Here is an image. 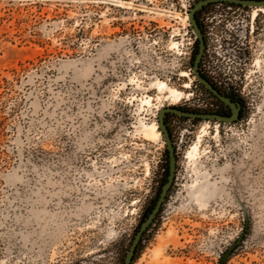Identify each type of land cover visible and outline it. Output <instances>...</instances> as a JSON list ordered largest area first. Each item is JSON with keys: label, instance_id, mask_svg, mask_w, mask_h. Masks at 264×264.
I'll list each match as a JSON object with an SVG mask.
<instances>
[{"label": "rangeland", "instance_id": "rangeland-1", "mask_svg": "<svg viewBox=\"0 0 264 264\" xmlns=\"http://www.w3.org/2000/svg\"><path fill=\"white\" fill-rule=\"evenodd\" d=\"M195 2L0 0V264L123 263L160 172L157 113L197 96ZM232 17L222 74L246 115L174 119L176 179L132 264H218L243 206L226 264H264V7Z\"/></svg>", "mask_w": 264, "mask_h": 264}, {"label": "flooded vegetation", "instance_id": "flooded-vegetation-1", "mask_svg": "<svg viewBox=\"0 0 264 264\" xmlns=\"http://www.w3.org/2000/svg\"><path fill=\"white\" fill-rule=\"evenodd\" d=\"M199 1H202V0H196V2L193 3L191 8H193L194 5L198 3ZM243 1H264V0H243ZM253 8L254 7L241 5L234 1L220 0L216 2H211L203 6L201 9L197 10L194 14V18L197 22V25L199 27V30L204 40L203 57L199 64L200 75L203 78H205L219 94L228 98L229 101L234 105V108L237 110V114H236V119L232 123L242 120L243 117L246 115V105H245L244 100L239 95L238 90L226 82L228 78L223 79V74H222L223 69L225 68V65L228 62H230V57L232 56V54H235L234 50L236 48V40H235V33L232 30L233 27L231 25L232 18H233L232 15H234L238 11H241L242 13H244L245 10L253 9ZM187 22L189 24V19L187 20ZM189 28L191 31V35L194 37L192 50L190 54V58H191L192 54L195 51L196 53L198 52L199 41L194 35L192 26L190 24H189ZM212 36L216 37L217 39L216 40L211 39ZM239 55L244 57L243 61L248 60L246 52L243 54H239ZM211 60L215 61V65L213 64L212 66ZM224 60L228 62H224ZM193 61H192V64H190L189 62L190 66L193 65ZM195 82L196 84L193 87L195 89V92L197 93L196 99H193L192 102L188 104H181L176 107H167V108H173V109H176L182 112H189L195 115H218V116H225V117L233 116V108H231L230 105L221 101L218 97L213 95V93L207 90L198 81L195 80ZM200 91L204 92L206 95L203 96V94ZM176 118H180L184 120L186 124H189L188 127L194 128L195 130L201 125L202 121H208V122L215 121L211 119H203L202 117L193 118V117L179 116L172 112L165 113L164 124L168 131L169 139L171 142V147L173 148V153L175 157L174 180L176 179V170H177V164H178V158H179V155L177 152L178 149L176 147V143L174 141V134H173L174 133V119ZM189 139L190 138H188V140L185 142L186 143L189 142ZM159 171L160 172H158L157 176L155 177L156 188H155L154 196L147 204V207L143 209L138 225L135 229V233L138 230L141 222L145 220V218L148 216V214L152 210L151 206H152L153 201L156 199L155 200V203H156L161 187L167 181V177L169 175V151L167 149L166 143H165L163 157H162ZM174 180H173L172 185L174 184ZM172 185L170 189L168 190L165 200L162 203V206L157 216L155 217L153 223L151 224V226L154 225L156 221L158 220L162 207L164 206L168 198ZM147 232L148 230L143 233L142 238L139 242V245L141 244L142 239ZM245 237H246V234L243 237L241 243H243ZM139 245L137 246L135 250V254L132 258V262L134 261ZM239 245H237L235 250L239 247ZM234 251L232 252L231 255L234 254Z\"/></svg>", "mask_w": 264, "mask_h": 264}, {"label": "water", "instance_id": "water-1", "mask_svg": "<svg viewBox=\"0 0 264 264\" xmlns=\"http://www.w3.org/2000/svg\"><path fill=\"white\" fill-rule=\"evenodd\" d=\"M216 1H220V0H202L199 1L198 3H196L194 5L193 8H191L190 12H189V24L192 26V30L194 35L196 36V38L199 41V45H198V52L195 55L194 61H193V65H192V74L195 78L196 81H198L200 84H202L207 90H209L211 93H213V95H215L216 97H218L221 101H223L224 103L228 104L231 106V108H233V116L231 117H225V116H218V115H195L189 112H182L173 108H162L158 111L157 113V126H158V130L161 134V137L164 139V142L167 145V149L169 151V175L167 177V181L162 185L161 190L159 192L158 195V199L154 205V207L152 208V210L150 211V213L148 214V216L145 218V220H143L138 228V230L136 231L131 244L125 254L124 260L122 264H131L132 263V258L135 254V250L137 248V246L139 245V242L142 238V235L145 231H147L149 229V227L151 226V224L153 223L155 217L157 216L162 203L165 200V197L167 195L168 190L170 189L173 180H174V175H175V157H174V153H173V148L171 147V142L169 139V135H168V131L165 127L164 124V116L166 112H172L175 113L179 116H184V117H202L203 119H211V120H215V121H219V122H225V123H232L235 119H236V114H237V110L234 108V105L229 101L228 98H226L225 96L219 94L214 88L213 86L200 75L199 72V64L202 60L203 57V52H204V40L202 37V34L199 30V27L197 25V22L194 18V14L197 10L201 9L203 6L211 3V2H216ZM227 1H234L236 3H239L241 5H246L249 7H254V8H258V7H264V1H243V0H227ZM242 211H243V221H244V229L242 231V233L237 237V239L235 240V242H233L231 245L228 246V248L224 251L221 252L218 258V264H226L229 257L231 256L232 252L235 250V248L237 247V245H239L243 239V237L245 236L246 232L249 229V221L250 218L248 216L247 211L245 210V206L242 207Z\"/></svg>", "mask_w": 264, "mask_h": 264}, {"label": "bare ground", "instance_id": "bare-ground-1", "mask_svg": "<svg viewBox=\"0 0 264 264\" xmlns=\"http://www.w3.org/2000/svg\"><path fill=\"white\" fill-rule=\"evenodd\" d=\"M258 10H261V9H256V10H254V14H253V16L255 17L256 16V14H257V11ZM159 86L160 87H162V86H165V84L164 83H159ZM170 92V95L171 96H173V98H176V99H178L180 96H181V93L180 92H178V91H176V90H169ZM149 102V101H148ZM147 102V103H148ZM147 136L148 137H152V138H157V127H156V125H151V126H149L148 128H147ZM193 151L192 152H190V155H192L193 156V153L194 152H196L197 151V146H194V148L192 149Z\"/></svg>", "mask_w": 264, "mask_h": 264}, {"label": "trees", "instance_id": "trees-1", "mask_svg": "<svg viewBox=\"0 0 264 264\" xmlns=\"http://www.w3.org/2000/svg\"><path fill=\"white\" fill-rule=\"evenodd\" d=\"M195 54H196V51L192 54V56H191V58H190V64H192V61H193V59H194V56H195ZM192 66V65H191ZM157 197V196H156ZM156 200V199H155ZM155 200L153 201V203H152V206H151V209H152V207H153V205H154V203H155ZM149 230V229H148Z\"/></svg>", "mask_w": 264, "mask_h": 264}]
</instances>
